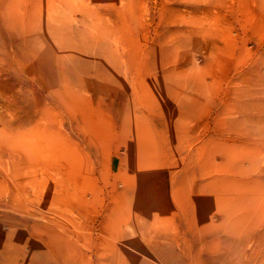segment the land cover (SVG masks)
Instances as JSON below:
<instances>
[{
    "label": "rangeland",
    "instance_id": "obj_1",
    "mask_svg": "<svg viewBox=\"0 0 264 264\" xmlns=\"http://www.w3.org/2000/svg\"><path fill=\"white\" fill-rule=\"evenodd\" d=\"M0 264H264V0H0Z\"/></svg>",
    "mask_w": 264,
    "mask_h": 264
}]
</instances>
